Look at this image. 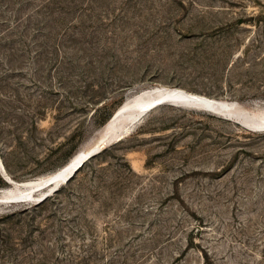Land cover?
I'll list each match as a JSON object with an SVG mask.
<instances>
[{
    "label": "rangeland",
    "instance_id": "374dc122",
    "mask_svg": "<svg viewBox=\"0 0 264 264\" xmlns=\"http://www.w3.org/2000/svg\"><path fill=\"white\" fill-rule=\"evenodd\" d=\"M153 86L262 108L264 0H0L14 181L65 164ZM146 116L43 207L0 204V264H264V132L171 105Z\"/></svg>",
    "mask_w": 264,
    "mask_h": 264
},
{
    "label": "bare ground",
    "instance_id": "6f19581e",
    "mask_svg": "<svg viewBox=\"0 0 264 264\" xmlns=\"http://www.w3.org/2000/svg\"><path fill=\"white\" fill-rule=\"evenodd\" d=\"M172 96L189 101L199 106L193 107L184 104L173 105L170 101H168L164 104L157 105L156 107L150 110L147 109L155 101ZM163 105H171L174 107L187 109L192 108L193 110L209 112L211 114L218 115L222 118L234 121L248 131L254 133L264 132V105L262 108H258L253 111H246L236 102L214 99L195 93L186 92L179 88L153 86L147 89L140 90L138 92L135 91V93L130 95L121 104L114 116H112L105 124V126L101 129L97 140L94 139L95 142H92L93 144L90 146H86L87 148H81L80 150H78L74 155L71 156V158L65 164L55 169L54 171L39 176L37 178H32L26 181H15L16 183H14V187L1 188L0 200L19 199L20 201L17 200L14 203L0 202V204L10 205L23 203L34 205L35 202H33L32 200H37L42 197L45 193L50 191L49 189L52 186L61 184L59 187L60 189L62 186L70 182L68 181L62 183L77 169V167L80 166V164L85 160L86 155L89 154L92 150L99 149L100 151L101 149H104L106 146H108V144H105L107 139L121 140L122 136H128L134 131L136 126L140 124V122L149 112ZM203 106H207L209 108L212 107L213 109L218 110L220 112L215 113L213 110L206 109V107L204 108ZM245 126H250L254 129L251 130ZM99 151L95 155H97ZM95 155H93L92 157H94ZM92 157H90L89 159H91ZM89 159H87L80 166L74 176L77 175L79 170L83 168V166L87 163ZM54 176L57 177L56 184L48 186L44 189H39L41 188V186L51 180ZM74 176L71 178V180L74 178Z\"/></svg>",
    "mask_w": 264,
    "mask_h": 264
},
{
    "label": "water",
    "instance_id": "95a60500",
    "mask_svg": "<svg viewBox=\"0 0 264 264\" xmlns=\"http://www.w3.org/2000/svg\"><path fill=\"white\" fill-rule=\"evenodd\" d=\"M155 93V92H154ZM158 97V96H156ZM170 101L173 105H178V104H184V105H187V106H193V107H197L199 105L197 104H194V103H191L189 101H186V100H182V99H179L177 97H168V98H162V99H159L157 101H155L151 106H149L147 109L150 110L154 107H156L157 105H161V104H164L165 102H168ZM202 106V105H201ZM204 108L206 107V109H210V110H213L215 113H219L220 111L218 110H215L213 109L212 107H207V106H203ZM221 108V107H220ZM117 112V111H116ZM115 112V113H116ZM114 113V114H115ZM114 116V115H113ZM229 117V116H228ZM245 127H248L249 129L253 130L254 128L253 127H250V126H245ZM124 138L123 136L121 137V139ZM110 140V139H109ZM99 151V149H94L92 150L89 154L86 155V158L85 160L80 164V166L87 160L89 159L90 157H92L93 155H95L97 152ZM100 152V151H99ZM77 167V169L66 179L64 180L62 183L64 182H68L71 180V178L74 176V174L76 173V171L80 168ZM0 175L1 177L3 178V180L6 182V184L9 186V187H14V183H16L14 180H12V178L7 174L6 172V169L2 163V160L0 158ZM56 181H57V177L54 176L51 180H49L46 184H44L43 186H41V188L39 189H44L48 186H51L53 184H56ZM18 184V183H17ZM61 184H58V185H54L52 186L48 191L47 193H45L42 197H40L39 199L37 200H32L33 202H35L34 204H39V203H42L44 202L46 199H48L49 197L53 196L56 192L59 191V187H60ZM17 200L19 199H4V200H0V202H8V203H14L16 202ZM20 201V200H19ZM22 201H25V200H22Z\"/></svg>",
    "mask_w": 264,
    "mask_h": 264
},
{
    "label": "trees",
    "instance_id": "16d2710c",
    "mask_svg": "<svg viewBox=\"0 0 264 264\" xmlns=\"http://www.w3.org/2000/svg\"><path fill=\"white\" fill-rule=\"evenodd\" d=\"M4 161V160H3ZM6 166V165H5ZM48 202V199H46L44 202L42 203H39V204H34V205H31L30 207H36V208H41L43 207L45 204H47Z\"/></svg>",
    "mask_w": 264,
    "mask_h": 264
}]
</instances>
